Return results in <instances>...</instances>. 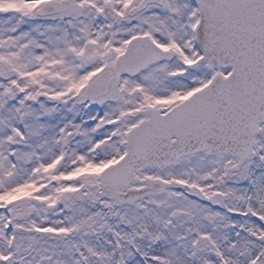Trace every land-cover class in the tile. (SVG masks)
<instances>
[{
    "label": "snow or ice",
    "instance_id": "snow-or-ice-1",
    "mask_svg": "<svg viewBox=\"0 0 264 264\" xmlns=\"http://www.w3.org/2000/svg\"><path fill=\"white\" fill-rule=\"evenodd\" d=\"M0 264H264V0H0Z\"/></svg>",
    "mask_w": 264,
    "mask_h": 264
}]
</instances>
